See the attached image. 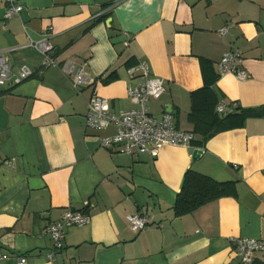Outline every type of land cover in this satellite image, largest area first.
Listing matches in <instances>:
<instances>
[{
    "label": "crops",
    "instance_id": "1",
    "mask_svg": "<svg viewBox=\"0 0 264 264\" xmlns=\"http://www.w3.org/2000/svg\"><path fill=\"white\" fill-rule=\"evenodd\" d=\"M17 3L21 11L7 18L0 0V51L13 71L27 66L34 74L0 89V264L21 257L25 264H242L230 238L264 240V118H247L203 146L162 145L153 156L151 144L134 154L103 148L101 138L116 128L87 129L85 116L93 94L114 113L134 108L127 88L142 78L129 76L127 63L141 60L164 88L148 100L149 113L170 112L178 129L193 132L190 94L207 82L225 113L264 105V0ZM29 38L48 40L57 64L44 67L24 47ZM236 49L244 80L217 71ZM80 68L88 83L74 86ZM188 169L233 181L235 194L176 216ZM68 209L86 211L90 221L66 228L50 261L45 227ZM137 211L149 220L140 232L126 218ZM251 264H264V250Z\"/></svg>",
    "mask_w": 264,
    "mask_h": 264
},
{
    "label": "built area",
    "instance_id": "2",
    "mask_svg": "<svg viewBox=\"0 0 264 264\" xmlns=\"http://www.w3.org/2000/svg\"><path fill=\"white\" fill-rule=\"evenodd\" d=\"M22 6L17 0H7L5 17H10L21 11ZM227 26L219 30L220 34L227 32ZM128 45V42L124 43ZM25 48H32L41 56L42 65H56L53 46L44 40L28 39L24 45ZM13 48L11 50H15ZM243 58L239 50L226 51L220 61L217 63L219 75L234 74L237 78L244 80L247 73L242 67ZM129 76L135 74L141 76L142 80L133 86L127 88V95L136 105L129 110H122L114 113L110 110L109 100L107 98L93 94L89 100L88 112L85 116V126L87 129L101 131L110 126L116 128L114 135L101 138V146L111 149L119 146L120 150L126 154H134L140 151H148L147 146L153 145L149 150L153 156L157 154V148L162 145H171L177 147H190L195 139L192 131L178 129L170 112H165L160 118L154 117L148 111L147 102L151 98H158L164 91L161 83L151 74L149 65L146 61H137L127 69ZM33 71L22 66L18 71H13L7 57L6 51H0V89L7 83L17 85L33 76ZM74 86H80L88 83V79L82 68L78 69L71 78ZM216 111L219 114L225 113L223 104H218ZM11 163V161H6ZM131 229L134 232L144 230L149 224L147 216L137 211L134 214L127 215ZM90 221V215L84 210L68 209L59 220L50 222L45 227L46 235L52 241L51 250L47 253L50 261L55 259L56 253L63 248V239L65 229L73 226H83ZM230 243L242 264H251L254 256L264 250V240L249 237H231ZM5 256H2L4 258ZM26 258L21 257L19 264H25Z\"/></svg>",
    "mask_w": 264,
    "mask_h": 264
},
{
    "label": "trees",
    "instance_id": "3",
    "mask_svg": "<svg viewBox=\"0 0 264 264\" xmlns=\"http://www.w3.org/2000/svg\"><path fill=\"white\" fill-rule=\"evenodd\" d=\"M135 63L129 61L127 65L129 67ZM201 63L204 68L208 62L202 59ZM111 78L112 76L107 79ZM190 96L192 106L189 117L193 121V133L200 136L199 139L193 141V144L197 146H203L207 140L220 132L243 126L247 118H264V105L252 108L240 107L230 113H217L215 108L218 97L208 82L202 88L192 91ZM234 184L233 181H217L188 169L173 205L175 215L182 216L191 213L207 202L234 195Z\"/></svg>",
    "mask_w": 264,
    "mask_h": 264
},
{
    "label": "water",
    "instance_id": "4",
    "mask_svg": "<svg viewBox=\"0 0 264 264\" xmlns=\"http://www.w3.org/2000/svg\"><path fill=\"white\" fill-rule=\"evenodd\" d=\"M239 108H240L239 105H234V106L232 107V109H230V110L228 111V113H230V112H232V111H234V110H238Z\"/></svg>",
    "mask_w": 264,
    "mask_h": 264
}]
</instances>
